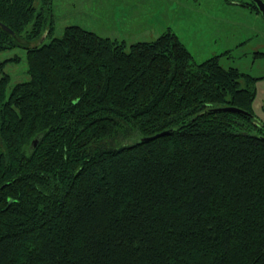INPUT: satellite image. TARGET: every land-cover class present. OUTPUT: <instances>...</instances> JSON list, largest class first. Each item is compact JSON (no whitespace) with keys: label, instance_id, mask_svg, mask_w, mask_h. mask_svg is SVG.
<instances>
[{"label":"trees","instance_id":"1","mask_svg":"<svg viewBox=\"0 0 264 264\" xmlns=\"http://www.w3.org/2000/svg\"><path fill=\"white\" fill-rule=\"evenodd\" d=\"M39 1L0 0L17 36L0 25V51L25 48L30 76L9 88L18 58L0 59V264H264L256 78L171 29L129 49L79 25L55 37Z\"/></svg>","mask_w":264,"mask_h":264},{"label":"rangeland","instance_id":"2","mask_svg":"<svg viewBox=\"0 0 264 264\" xmlns=\"http://www.w3.org/2000/svg\"><path fill=\"white\" fill-rule=\"evenodd\" d=\"M53 15L55 37L62 36L66 26L79 25L125 41L127 49L139 41H153L171 29L196 61L219 55L224 67H236L256 78L251 83L256 90L253 111L264 123V57L252 55L255 46H264V34L253 19L255 13L240 6L238 0H54ZM227 49L230 55L223 54ZM12 58L18 60L9 61L4 68L11 76L9 88L30 79L26 49L16 46L0 51L1 60ZM2 75L0 71V78ZM241 82L249 86L247 79Z\"/></svg>","mask_w":264,"mask_h":264},{"label":"water","instance_id":"3","mask_svg":"<svg viewBox=\"0 0 264 264\" xmlns=\"http://www.w3.org/2000/svg\"><path fill=\"white\" fill-rule=\"evenodd\" d=\"M253 1L258 6L259 10L261 12H264V8H263V6H264V0H253ZM0 25L2 26V28L4 30H6L7 32L11 33L13 36L17 37L16 36V32L11 27H9L8 25H6L5 23H2V22H0ZM45 37H46V33L43 35V37L41 39V42L45 39ZM211 111H213V112L248 113L246 110H244V109H242L240 107L234 106V105L216 106V107H213L211 109ZM174 131H175V128L166 129V130L160 131V132H158L156 134H153V135L141 136L140 139H138V141H151V140L156 139L158 137L171 134ZM262 138H264V136ZM40 140H41V135H37L34 138V140L32 141V144H31L30 148L31 149H34L38 145V143L40 142Z\"/></svg>","mask_w":264,"mask_h":264},{"label":"flooded vegetation","instance_id":"4","mask_svg":"<svg viewBox=\"0 0 264 264\" xmlns=\"http://www.w3.org/2000/svg\"><path fill=\"white\" fill-rule=\"evenodd\" d=\"M238 3L240 4V6L245 7L248 10L253 11V13H255V15H253L254 16L253 19H256L260 31H262V33L264 34V12H261L259 10L258 6L255 4L253 0H238ZM255 47L257 48V50L252 52L253 57L255 58L264 57V46L261 47L260 45H257ZM229 51L231 50L227 49V51L223 52V54L227 53L228 55H230Z\"/></svg>","mask_w":264,"mask_h":264}]
</instances>
